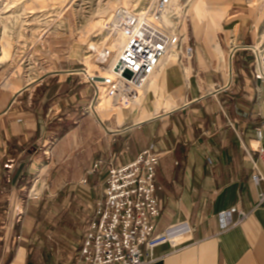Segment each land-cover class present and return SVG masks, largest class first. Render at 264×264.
I'll return each mask as SVG.
<instances>
[{"label": "crops", "instance_id": "crops-1", "mask_svg": "<svg viewBox=\"0 0 264 264\" xmlns=\"http://www.w3.org/2000/svg\"><path fill=\"white\" fill-rule=\"evenodd\" d=\"M188 25L192 57L180 53L138 105L102 122L86 113L93 91L81 45L46 37L33 74L0 67V264H85L108 162L124 165L151 145L160 152L156 230L172 236L151 264H264L263 185L252 179L264 168L255 152L264 79L251 49L264 47V0H195Z\"/></svg>", "mask_w": 264, "mask_h": 264}, {"label": "built area", "instance_id": "built-area-1", "mask_svg": "<svg viewBox=\"0 0 264 264\" xmlns=\"http://www.w3.org/2000/svg\"><path fill=\"white\" fill-rule=\"evenodd\" d=\"M180 10L174 9L172 0H149L143 7L134 5L117 10L105 41L89 47L87 57L96 68L89 75L86 66L83 70L93 91L87 114L99 119L98 108L114 113L138 105L148 90V84L159 71L163 58L171 52L177 54V61H180V53L187 58L192 57L193 49L183 46V37L177 31L182 19ZM120 35L123 43L114 52L110 46ZM251 49L255 55V76L263 80L264 48H261L263 55L258 47ZM235 51L236 48L231 50V58ZM31 62L27 60L25 69L33 74L35 67ZM102 69L108 70V74L102 75ZM255 152L264 167V146H257ZM159 159L160 152L151 145L124 165L108 162L105 195L97 202L88 222L81 251L85 264H151L157 260L155 249L171 241L172 236L168 232L156 230L161 218V207L156 197ZM103 161H95L86 173L84 183L88 176L99 170ZM252 179L256 185H263L259 195L260 203H263L264 168L263 171L257 169ZM232 211L239 213V221L248 215L235 207L229 213Z\"/></svg>", "mask_w": 264, "mask_h": 264}, {"label": "rangeland", "instance_id": "rangeland-1", "mask_svg": "<svg viewBox=\"0 0 264 264\" xmlns=\"http://www.w3.org/2000/svg\"><path fill=\"white\" fill-rule=\"evenodd\" d=\"M194 1L179 0L182 19L177 27L183 37V46L192 49V46L184 44V39L190 34L188 13ZM147 3L149 0H0V67L10 69L15 75L29 74L30 71L25 69V65L27 60H31L36 72L37 65L31 55L36 45L46 37H52L55 42H59L57 37L63 36L68 38L70 46L79 44L83 47V66L91 72L96 67L91 58L87 57L89 47L93 43L97 45L105 41L117 9L134 5L143 7ZM172 53L169 64L177 61V54ZM21 61L24 63L21 64ZM7 81L5 78L3 83ZM147 92L148 90L144 97ZM118 111L111 113L110 110L100 109V114L112 116ZM50 158L49 154L45 161ZM31 188H28V194H35L37 197L38 194L33 193Z\"/></svg>", "mask_w": 264, "mask_h": 264}, {"label": "bare ground", "instance_id": "bare-ground-1", "mask_svg": "<svg viewBox=\"0 0 264 264\" xmlns=\"http://www.w3.org/2000/svg\"><path fill=\"white\" fill-rule=\"evenodd\" d=\"M181 3V2H180ZM179 3V0H172V5H173V7H174V9H178V11L180 10V4ZM183 8V7H182ZM118 10V9H117ZM181 12V11H180ZM111 17V16H110ZM115 22H116V20H114ZM169 23H171V21L170 20H167ZM93 43V42H92ZM122 43H123V39H122V37H121V35L119 36V37H117V38H115L114 39V42L111 44V49L114 51V52H117V50H119L120 49V47H121V45H122ZM90 45V44H89ZM91 47H95V44L93 43V44H91L90 45ZM88 50V49H87ZM86 50V51H87ZM172 52L170 53V54H168L167 55V57H165V58H163V62L160 64L161 66H160V69H159V71L154 75V78L152 79V81L148 84V86H147V89H148V91L149 90H151V87H152V84H153V82H155V79H156V77L159 75V73L161 72V70L163 69V67L165 66V65H168L169 64V62H170V60H171V57H172ZM85 60V59H84ZM91 63V62H90ZM93 65V64H92ZM92 65L90 66V67H92ZM94 67V66H93ZM91 70V69H90ZM102 71V75H106V74H108V70L106 71V69H102L101 70ZM92 72V71H91ZM91 72H87V74L89 75V73H91ZM145 98V97H144ZM140 103V102H139ZM138 103V104H139ZM97 116H98V118H99V120L102 122L103 121V116L100 114V109L98 108V111H97Z\"/></svg>", "mask_w": 264, "mask_h": 264}, {"label": "water", "instance_id": "water-1", "mask_svg": "<svg viewBox=\"0 0 264 264\" xmlns=\"http://www.w3.org/2000/svg\"><path fill=\"white\" fill-rule=\"evenodd\" d=\"M127 74H129L128 72H127ZM98 80H102L101 78H98Z\"/></svg>", "mask_w": 264, "mask_h": 264}]
</instances>
